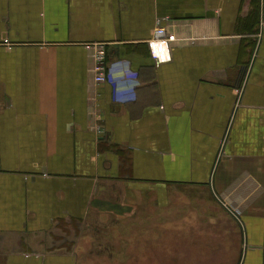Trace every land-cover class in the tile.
I'll use <instances>...</instances> for the list:
<instances>
[{"label":"crops","instance_id":"crops-1","mask_svg":"<svg viewBox=\"0 0 264 264\" xmlns=\"http://www.w3.org/2000/svg\"><path fill=\"white\" fill-rule=\"evenodd\" d=\"M172 191L264 264V0H0V264H78L86 225Z\"/></svg>","mask_w":264,"mask_h":264},{"label":"rangeland","instance_id":"rangeland-1","mask_svg":"<svg viewBox=\"0 0 264 264\" xmlns=\"http://www.w3.org/2000/svg\"><path fill=\"white\" fill-rule=\"evenodd\" d=\"M100 45L85 47L94 58ZM172 193L170 201L133 195V215L86 225L78 264H234L240 237L232 215L208 191Z\"/></svg>","mask_w":264,"mask_h":264},{"label":"built area","instance_id":"built-area-1","mask_svg":"<svg viewBox=\"0 0 264 264\" xmlns=\"http://www.w3.org/2000/svg\"><path fill=\"white\" fill-rule=\"evenodd\" d=\"M156 37L157 39H161L165 42H169L174 40L175 35L169 33L166 27L159 24L156 29ZM106 56H107V51L105 46L100 45V51L98 55L95 56V60L98 61L99 67H98V72L94 79V83H98V84L104 83L107 82L109 79L108 65H105Z\"/></svg>","mask_w":264,"mask_h":264},{"label":"bare ground","instance_id":"bare-ground-1","mask_svg":"<svg viewBox=\"0 0 264 264\" xmlns=\"http://www.w3.org/2000/svg\"><path fill=\"white\" fill-rule=\"evenodd\" d=\"M157 43H158V44H163V45H164V49H167V47H165V46H166V45H165V42H163V41L161 42V41H160V42H157ZM158 44H157V45H158ZM154 46H155V44H154ZM165 51H166V50H165ZM163 56H164V55H163Z\"/></svg>","mask_w":264,"mask_h":264}]
</instances>
